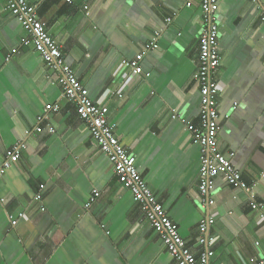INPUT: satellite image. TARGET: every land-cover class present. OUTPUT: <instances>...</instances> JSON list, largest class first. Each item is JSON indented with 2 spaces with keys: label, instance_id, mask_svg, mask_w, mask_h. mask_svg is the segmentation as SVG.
I'll list each match as a JSON object with an SVG mask.
<instances>
[{
  "label": "crops",
  "instance_id": "crops-1",
  "mask_svg": "<svg viewBox=\"0 0 264 264\" xmlns=\"http://www.w3.org/2000/svg\"><path fill=\"white\" fill-rule=\"evenodd\" d=\"M27 1L92 100L109 106L116 134L191 250H213L212 264L263 258L264 218L250 194L222 176L209 191L214 204L199 194L201 148L187 125L201 111V0ZM6 6L0 0V167L6 150L20 142L25 148L0 176V264H177L65 96L60 71L22 43L28 32ZM263 11L264 0H219L216 17L220 147L235 153L234 165L264 204ZM157 35L160 48L141 62L150 76H134L122 60ZM48 104L60 109L45 113Z\"/></svg>",
  "mask_w": 264,
  "mask_h": 264
},
{
  "label": "built area",
  "instance_id": "built-area-1",
  "mask_svg": "<svg viewBox=\"0 0 264 264\" xmlns=\"http://www.w3.org/2000/svg\"><path fill=\"white\" fill-rule=\"evenodd\" d=\"M251 1L256 2L257 0ZM6 2L7 9L18 18L23 28L28 32V36L22 39V43L33 45L46 64L60 71L58 82L62 86L65 96L77 103L80 118L86 122L100 149L110 158L117 178L124 187L131 190L134 199L140 204L142 211L176 259L177 264H212L210 259L214 254L213 250L208 249L197 256L187 245L179 232L178 224L167 214L139 171L135 155L128 151L116 134L114 126L109 121V106L98 103L89 96L88 88L77 77L71 66L66 63L61 46L48 31L46 24L39 18L36 6L27 0H6ZM218 3L219 0L200 1L203 28L199 40L196 81L202 95L201 111L199 121L187 125L192 141L201 148L199 194L203 203L208 206L214 204V198L210 196L209 191L213 179L222 176L229 185L248 192L251 196V207L264 218V204L255 199L252 186L243 178L242 171L232 161L235 153L226 154L220 147L219 95L221 88L219 70L222 49L219 43V21L216 17ZM167 20L170 22L172 17ZM261 21L264 23V11ZM158 36L152 42L144 44L135 57L122 60L123 65L130 68L134 76L143 74L150 76L149 72L146 73L143 70L141 62L147 52L160 48L157 41ZM17 52L18 49L13 48L12 53L6 57L7 60ZM59 109L60 105L58 104H48L45 113L49 110L58 111ZM45 113L39 116L40 121L48 117ZM43 129V126L37 128L38 131H43ZM48 129L50 132H55L53 126H49ZM23 148H25V143L20 142L6 150L5 164L0 167V176L4 174L7 165L19 161ZM41 188L42 190L45 188L44 184L41 185ZM98 195L99 192L95 191L87 207L95 201ZM36 200L38 202L43 200L42 191L37 193ZM42 209L44 210L45 207ZM213 222L214 218L203 220L201 229L205 230L207 225ZM16 223L17 220L12 218V224ZM201 241L204 242L205 239L202 238ZM250 264H264V257H252Z\"/></svg>",
  "mask_w": 264,
  "mask_h": 264
}]
</instances>
